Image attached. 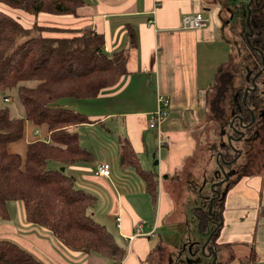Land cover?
Returning a JSON list of instances; mask_svg holds the SVG:
<instances>
[{
	"label": "crops",
	"instance_id": "0c3cea01",
	"mask_svg": "<svg viewBox=\"0 0 264 264\" xmlns=\"http://www.w3.org/2000/svg\"><path fill=\"white\" fill-rule=\"evenodd\" d=\"M216 1L85 0L76 14L41 12L34 16L15 11L29 27L38 22L80 30L78 32L91 29L102 33L104 48L110 53L129 47V28L136 32L137 45L131 50L128 72L96 97L67 101L91 120L76 126L75 130L81 145L93 152L94 159L64 166L75 177L78 187L97 196L98 202L90 210L92 216L113 232L127 253L121 263H116L96 253L73 251L47 229L27 222L25 211L20 212V209L17 216L23 217L26 223L17 224L9 208V217H0V234L5 232L44 264L147 262L155 246L163 243L160 239L154 246L153 237L170 210L166 185L173 190L194 192L200 201L202 192L208 189L207 181L211 183L209 166L217 164L216 156H203L207 148L199 140L203 137L201 124L207 115V96L215 82L217 68L233 51L226 37L215 34L226 20L223 12L226 3ZM196 11L209 18L208 24L201 29H183L182 16ZM226 11L231 18L236 16L230 7ZM73 34L72 31L45 33ZM160 95L169 99L170 104L164 107L168 114L162 129L157 130L149 127L148 116L157 109ZM100 125L116 134L115 142L106 144L101 140L103 134L97 130ZM84 130L90 133L85 136ZM122 136L129 138L142 167L155 175L156 202L134 168L120 167L118 139ZM48 138L47 126L25 121L23 138L10 143L9 150L24 158L30 142ZM100 162L110 164L107 180L97 175ZM253 174L261 176L258 183L254 184V177H250ZM180 178L183 182L191 179V183L182 187L177 184ZM223 201L222 225L213 238L214 245L211 243L218 257L236 264H264V173H245L237 177L226 190ZM194 209H199V205ZM117 217H120V226H117ZM198 231L203 234L199 227Z\"/></svg>",
	"mask_w": 264,
	"mask_h": 264
},
{
	"label": "trees",
	"instance_id": "16d2710c",
	"mask_svg": "<svg viewBox=\"0 0 264 264\" xmlns=\"http://www.w3.org/2000/svg\"><path fill=\"white\" fill-rule=\"evenodd\" d=\"M248 1L239 9L237 22L241 26L238 31L241 36L249 27L253 29L251 43H247L244 36L240 37L237 45L239 51L232 43L233 49L236 48L237 60L233 61L232 52L219 65L215 82L207 96L206 119L208 124L217 125L215 134L219 135V139L220 127L230 125L232 109H237L236 92L240 91L239 102L244 110V120L250 121L252 118L250 109L244 104V91L248 85V71L255 74L262 62V53L258 49L264 50V0H252L250 16ZM84 4L85 0H0V217H9V201H22L27 222L47 229L69 249L96 253L121 263L127 253L125 246L90 212L98 202L97 196L78 187L75 177L62 171L61 167L94 159L93 152L81 145L75 130L76 126L91 120L72 108L67 101L96 97L104 88L116 84L128 72L131 50L137 45L136 32L129 28V47L110 53L104 48L102 33L91 29L78 32L80 30L38 22L29 27L14 14L15 11L76 14ZM232 4L230 9L235 13L238 8L234 2ZM68 31L74 34H43ZM30 80H37L38 84L29 87L27 82ZM13 93L17 95L22 115H13L5 104ZM246 106L251 110L264 111V92L259 88L249 92ZM25 121L35 126H47L49 138L30 142L23 158L20 153L11 152L9 144L23 138ZM254 125H258L262 131L257 139L260 142L264 135V118ZM118 144L120 167L134 168L144 179L151 199L156 202L155 175L142 167L127 136L119 137ZM211 149L215 154L220 150L219 144H213ZM51 163L57 166L51 167ZM234 181L229 183L228 188ZM206 194L207 190H204L202 196L209 197ZM223 208L224 201L221 202V214ZM206 224V218L202 215L199 220L200 232H206ZM162 244L159 242L155 246L148 260L163 248ZM200 245L192 249H200ZM0 264L44 263L20 244L0 239Z\"/></svg>",
	"mask_w": 264,
	"mask_h": 264
},
{
	"label": "rangeland",
	"instance_id": "374dc122",
	"mask_svg": "<svg viewBox=\"0 0 264 264\" xmlns=\"http://www.w3.org/2000/svg\"><path fill=\"white\" fill-rule=\"evenodd\" d=\"M222 1L224 5L226 3L227 7H231V6L233 7L232 3L234 2V0H222ZM206 2H208V0H206ZM245 2L246 0H241V2L237 0L236 4H234L235 7L238 8L235 11L234 15L236 16L234 18H231V16L227 13L226 8L223 9L224 16H225L224 19L226 20L220 24L221 26L220 28L216 29V32H215L216 36H219V33H221V36L226 37L230 43H235L236 40L241 41V38L242 36H244V33L241 36L238 32L239 30H241V26L237 22V17L240 15L239 9L242 7V4ZM216 3H218V0L216 1ZM205 13H208V11H205ZM28 14L37 16L39 13L38 14L28 13ZM229 48L231 50V46ZM239 50L240 49L238 48V51ZM232 52L234 55L233 61L236 62L237 60V58L235 57L237 56L236 48L233 49ZM225 57L226 58L228 57V52ZM37 84H38L37 80H30L27 82V85L29 87H35ZM213 93L214 91L211 92V94ZM0 98L2 99L1 96ZM6 101L7 102H5V104H7L10 107L13 115L19 116L23 114V110L20 107L17 95L15 93H13V96L10 99H7ZM201 125H203L204 132H203V137L201 136V133L199 134V137L201 136L199 140L201 141L200 143L205 144V147L207 148L203 156L205 157L217 156L216 154L213 153V151H211L213 144H218L220 140L219 135L215 134L217 132L215 130L217 128L216 127L217 125H213L212 123L208 124V121L206 118ZM27 128L29 129V125ZM40 129L41 128H39V130ZM97 130L103 134V136L101 137V140H103L106 144H108L109 142L116 141L117 136L113 131L108 132L101 125L97 127ZM84 132H85V136H87L90 133L87 130H84ZM211 133H214V135L211 136L210 135ZM83 141H86L84 137H83ZM256 144L258 146L256 148H258L259 151L254 149L255 151L253 150L248 151L249 153H247V149H248L247 144H241V143L237 144L247 153V154L245 153L240 160V162L242 163H247L246 164L247 166L245 165L246 167L245 166L240 167V172L238 176L232 177L231 180H235L237 177L245 173H260V174L264 173V146L263 148H260V145H258L259 143H256ZM215 165L217 167V164ZM50 166L56 167L57 165L54 163H51ZM214 168H215L214 165L209 166L210 176L213 174ZM64 171L65 173L71 175L70 170L67 169V171L66 170ZM253 175H250V177H254V184L258 183V179L261 176H259L258 174H253ZM203 182H204V179H203ZM190 183H191V179H187L185 182H183L180 178L177 184L184 187L186 184H190ZM196 183L197 182H195V184ZM166 191L168 194V199L171 202L170 210L165 215V218L162 221L160 227L158 229L156 228L157 231L153 237V240H154L153 245L155 246L158 243V241L162 239L163 248L160 250H157L154 254H152L150 259L149 260L147 259V262L145 264H170V263L175 264V262L178 263L179 262L178 255L187 243L191 241H195V240H197L199 244L204 243L203 242L204 240L199 237L200 235L198 231L199 221H198V217L196 214V213H200L202 216V211L200 210V208L194 209L198 205H201L200 201L198 200L199 199L198 196L196 197L194 192H187L186 189L173 190L172 188H168L167 185H166ZM196 199L198 200L197 202H196ZM8 204H9L10 211L14 217V221L19 225L23 222L26 223L23 217L22 219H19L17 216V211L19 209H20V212L24 211L22 201L12 200V201H9ZM9 237L10 236H8L5 232L0 234V239H10L11 240V238ZM184 249L186 251L188 250L187 247H185ZM183 257L184 256L180 258H183ZM216 264H236V263L235 261L225 262L224 258L218 257Z\"/></svg>",
	"mask_w": 264,
	"mask_h": 264
},
{
	"label": "flooded vegetation",
	"instance_id": "af4514ba",
	"mask_svg": "<svg viewBox=\"0 0 264 264\" xmlns=\"http://www.w3.org/2000/svg\"><path fill=\"white\" fill-rule=\"evenodd\" d=\"M252 35H253V29L249 27V30L244 32L246 42L249 44L251 43L250 37ZM252 47L258 49V47L255 45H253ZM258 50L259 52L262 53V62L255 74H253L252 71H250L251 72L250 76L247 75L248 85H246L245 87V91H244L245 96H246V90H248L249 93L252 91H256L259 88L262 92H264V50H260V49ZM255 84L257 87L255 90H252ZM239 87L240 86H238V88ZM239 94L240 91L236 92L235 94V103L237 109H232V119L230 121V125L226 127H222V126L220 127V140L218 142L220 150L215 152V154L217 155L216 159L218 157L217 167H215V169L213 170V174L208 178L209 181H211L210 185L212 183H218V182H222V183L216 185L214 191H211L209 182L207 181L206 184L209 186L206 195L209 197L201 196L200 199L201 205H199V208L202 211V215L205 216L206 218V222H207L206 226L207 229H209L208 232L206 231L207 233L204 232L203 234H201L200 238L202 239L205 238L204 241H206L208 239L209 234L213 232V236L210 242L208 243L209 245H211L213 238L218 233V230L222 225V216H221L220 208H221V202L225 197V192L229 186V183L232 181L231 180L232 177L238 176L240 172V167H243L247 164L240 162L242 156L246 152L237 144L238 143L247 144L248 145L247 153H249L248 151L251 150L253 151L258 150V148H256L258 147L256 143H259L258 145H260V148H263L264 146V135H262V140L259 142L257 139L260 137L262 131L259 129L258 125H254L255 122L264 118V111L251 110V108H248L246 106V102L244 101L245 107L247 109H250L249 112H251L252 114L251 120L245 121L242 112L244 110L243 108H241L239 102ZM242 133H243V137L241 139H238ZM196 214L199 221L200 217L202 216L199 215L198 213ZM198 227H199V222H198ZM202 244L200 245L201 247ZM196 245H199V242L197 240L187 243L185 247H187L188 250L186 251L184 247L180 251L178 255L179 262L178 263L175 262V264H211L213 261V255L211 256L203 255L201 248L197 250H193L192 248ZM214 248L215 251L217 252L216 247ZM182 256L184 257L180 258Z\"/></svg>",
	"mask_w": 264,
	"mask_h": 264
},
{
	"label": "built area",
	"instance_id": "2783aa9c",
	"mask_svg": "<svg viewBox=\"0 0 264 264\" xmlns=\"http://www.w3.org/2000/svg\"><path fill=\"white\" fill-rule=\"evenodd\" d=\"M208 21L209 19L206 18L201 11L187 13L182 16V28L183 29H201L207 25ZM149 22H152V20ZM169 104H170L169 99H167L163 95L159 96L157 109L150 112L148 116V125L150 128H154L157 130L162 129L163 121L168 114V110H166L164 107L169 106ZM35 133L38 134L39 131L36 130ZM96 172H97V175L102 177L104 180L109 179L110 172H111L110 164L108 162H100L97 165ZM117 226H120V217H117ZM132 238L133 237L129 239L131 240Z\"/></svg>",
	"mask_w": 264,
	"mask_h": 264
},
{
	"label": "water",
	"instance_id": "95a60500",
	"mask_svg": "<svg viewBox=\"0 0 264 264\" xmlns=\"http://www.w3.org/2000/svg\"><path fill=\"white\" fill-rule=\"evenodd\" d=\"M251 2H252V0H250V1L248 2V4H247V8H248V16H250V14H251V10H250V3H251ZM247 23H249V17H248V19H247ZM236 44H237V42H236ZM260 72H261V71H260ZM260 72H259V73H260ZM250 74H251V72L248 71V74H247V75L250 76ZM256 87H257V86H256V84H255L254 87L252 88V90H255ZM248 89H249V88H248ZM247 94H248V90H246V96H247ZM246 96H245V97H246ZM245 99H246V98H245ZM245 99H244V101H245ZM242 137H243V133L241 134V136H240L238 139H241ZM219 154H220V152H219ZM217 162H218V157H217ZM61 170L64 171V170H65V167L62 166V167H61ZM220 183H222V182L212 183L211 186H210L211 191H214L215 186H216V185H219ZM212 236H213V232L209 234L208 239L202 244L201 251H202L203 255H207V256H211V255H213V261H212L211 264H216V261H217V258H218V254H217V252L215 251V248H214L213 246H210V245L208 244V243L210 242Z\"/></svg>",
	"mask_w": 264,
	"mask_h": 264
},
{
	"label": "bare ground",
	"instance_id": "6f19581e",
	"mask_svg": "<svg viewBox=\"0 0 264 264\" xmlns=\"http://www.w3.org/2000/svg\"><path fill=\"white\" fill-rule=\"evenodd\" d=\"M207 18V17H206ZM209 19V18H208ZM209 22V21H208ZM208 24V23H207ZM248 95V94H247ZM246 98V97H245ZM245 102H246V99H245ZM62 244V243H61Z\"/></svg>",
	"mask_w": 264,
	"mask_h": 264
}]
</instances>
